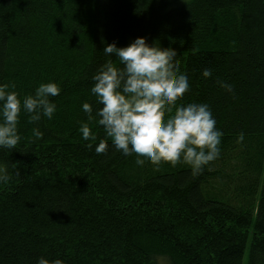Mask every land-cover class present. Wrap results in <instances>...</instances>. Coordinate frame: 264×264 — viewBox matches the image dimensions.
Returning a JSON list of instances; mask_svg holds the SVG:
<instances>
[{"label": "trees", "instance_id": "1", "mask_svg": "<svg viewBox=\"0 0 264 264\" xmlns=\"http://www.w3.org/2000/svg\"><path fill=\"white\" fill-rule=\"evenodd\" d=\"M137 37L176 52L178 103H207L223 133L197 175L137 166L94 121L82 138L104 47ZM48 82L62 89L53 118L22 111L21 140L0 149V264H264V0H0V83L22 101Z\"/></svg>", "mask_w": 264, "mask_h": 264}, {"label": "clouds", "instance_id": "2", "mask_svg": "<svg viewBox=\"0 0 264 264\" xmlns=\"http://www.w3.org/2000/svg\"><path fill=\"white\" fill-rule=\"evenodd\" d=\"M103 53L109 57L91 77L90 89L95 103L84 102L82 111L87 121L81 123L80 132L86 141H95L90 122L102 126L112 146L124 156L135 155V164L151 163L157 168L162 163L172 166L183 163L193 175L220 155L222 131L207 103H178L190 90L189 78L174 63L176 52L171 48L147 43L146 37H137L124 47L107 44ZM118 63H114L112 57ZM204 78L212 76L211 69H204ZM225 91L233 87L217 81ZM14 83H0V149H14L21 140L18 123L21 112H26L33 123L42 117L51 120L57 104L51 99L61 93L56 82L40 83L34 94L19 98ZM102 105V107H99ZM33 136L43 138V132L34 127ZM240 133L237 142H242ZM93 145L89 143L87 147ZM107 140L101 139L95 151L108 150ZM10 176L0 167V182ZM36 264H65L62 259L49 260L44 256Z\"/></svg>", "mask_w": 264, "mask_h": 264}, {"label": "rangeland", "instance_id": "3", "mask_svg": "<svg viewBox=\"0 0 264 264\" xmlns=\"http://www.w3.org/2000/svg\"><path fill=\"white\" fill-rule=\"evenodd\" d=\"M247 262H248V252H247V254L245 255V258H244V264H247Z\"/></svg>", "mask_w": 264, "mask_h": 264}]
</instances>
